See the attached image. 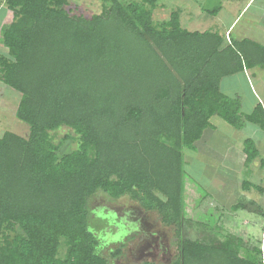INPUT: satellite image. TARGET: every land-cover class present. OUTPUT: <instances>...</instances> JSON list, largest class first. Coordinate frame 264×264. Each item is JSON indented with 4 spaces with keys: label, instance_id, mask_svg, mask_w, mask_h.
I'll return each mask as SVG.
<instances>
[{
    "label": "trees",
    "instance_id": "1",
    "mask_svg": "<svg viewBox=\"0 0 264 264\" xmlns=\"http://www.w3.org/2000/svg\"><path fill=\"white\" fill-rule=\"evenodd\" d=\"M103 1L90 18L70 14L66 0L0 4L12 14L0 23V85L20 94L15 117L29 128L26 137L0 136V264H112L120 248L95 251L101 243L89 203L98 194L137 203L179 234L192 197L183 153L212 127L210 118L264 130L261 104L244 115L220 85L264 69L263 45L188 32L178 12L157 25L160 0ZM63 128L77 143L70 153L50 137ZM243 154L247 164L258 157L252 140ZM240 247V240L217 246L179 237L171 264H264L260 250L246 257Z\"/></svg>",
    "mask_w": 264,
    "mask_h": 264
},
{
    "label": "rangeland",
    "instance_id": "2",
    "mask_svg": "<svg viewBox=\"0 0 264 264\" xmlns=\"http://www.w3.org/2000/svg\"><path fill=\"white\" fill-rule=\"evenodd\" d=\"M120 1L141 2V0ZM235 1L237 0H160L153 9L152 19L155 24L160 25L169 19L172 12H178L183 30L198 31L203 29L201 25L206 23V20L209 22L214 19L213 15L197 18L199 10H207L211 13L220 5L219 12L215 14L219 17V13H225L222 12L225 8L230 9V12H238L237 4H233ZM66 2L64 6L66 11L84 18L99 14L105 6L103 0H66ZM262 5L264 0H257L244 15L238 28H245L248 21H250V29L256 27L252 19L258 18L255 16ZM261 16L260 23H264V17ZM228 19L223 18V22H227ZM11 20L12 14L1 5V25L8 24ZM0 51L6 52L1 47ZM253 73L255 76L252 75ZM246 77L242 73L220 82L224 94L238 100L240 111L244 115L250 113L257 104L256 95L264 99V70H259L257 73L250 72L248 81ZM19 99V93L0 85V136L5 132H12L21 137L27 136L28 126L15 117ZM261 106L264 108L263 103ZM210 123L212 127L203 132L201 139L195 143V149L183 153L184 177L192 197L187 196L189 221L183 222L179 234L177 227L164 225L155 212L145 211L137 203L130 202L126 198L112 201L107 195L98 194L90 200V208L96 211L95 225L92 224V227L96 229L98 235L116 231L115 225L110 223V218H115L117 221L124 218L123 222L128 226L130 235L126 236L122 243L106 246L113 251L121 249V255L115 260L110 259V263L171 264L179 254V237L214 243L217 246L240 240V255L251 257L254 255L253 249H258L261 257L264 258L261 216V213H264V167L261 165V161L264 162V130L250 123H244L242 127L235 129L218 116L211 117ZM50 137L55 144L62 143L63 153H70L77 148L71 130L63 128L51 132ZM65 137H68V142H65ZM246 140H252L259 153L250 164L243 162L245 155L242 149ZM243 182H248L249 185L251 183L252 186L244 189ZM191 185L194 187V194ZM253 186L262 188L263 191ZM197 197L202 200L197 204L198 208L192 211V198ZM236 206L243 208L234 209ZM128 217L136 223L129 224ZM99 242L103 243L101 240Z\"/></svg>",
    "mask_w": 264,
    "mask_h": 264
},
{
    "label": "crops",
    "instance_id": "3",
    "mask_svg": "<svg viewBox=\"0 0 264 264\" xmlns=\"http://www.w3.org/2000/svg\"><path fill=\"white\" fill-rule=\"evenodd\" d=\"M257 0H237L235 1L233 4H237V10L238 12H230V9L226 8L222 11L225 13H219V17H217V15H213L214 19L213 20H206V23L202 24L201 28L203 29H199L197 32H203L205 30H213L218 32V34H220L221 36L223 35L226 39H230V40H242V39H248L251 41H254L255 43H258L260 45L264 46V23H260L262 22V20L259 19V17H264V5H262L260 7V9H258L257 14H259V16L256 14L255 17H258L257 19H252L254 25H256V27H252L250 29V21L246 22L245 24V28L239 29L238 26L240 24V22L242 21L244 15L250 10V8L254 5V3ZM199 16L198 17H206V15L204 13H202L201 10H199L198 12ZM223 18H229L227 22H223ZM260 20V21H259ZM194 32V31H191ZM259 70L261 69H244V76H247V81L249 80L250 76V72H255L257 73ZM264 70V69H262ZM253 76H255V74H252ZM222 89V88H221ZM222 91L224 92V90L222 89ZM225 93V92H224ZM261 96L260 95H256L255 99L256 101H258L260 104L263 103L264 105V99H260ZM242 153H243V149H242ZM245 157V156H244ZM243 162H245V159L243 160Z\"/></svg>",
    "mask_w": 264,
    "mask_h": 264
},
{
    "label": "clouds",
    "instance_id": "4",
    "mask_svg": "<svg viewBox=\"0 0 264 264\" xmlns=\"http://www.w3.org/2000/svg\"><path fill=\"white\" fill-rule=\"evenodd\" d=\"M124 218H121L119 221H117L115 218H110V223L115 225L116 231L109 232L104 235H98L97 239L103 241V243L98 244L96 246L95 251H99L100 249L106 247L110 244H118L122 243L123 239L130 235L128 231V226L124 224L123 222ZM136 222L129 220V224H135ZM138 227V226H137ZM90 232L93 231V229H88Z\"/></svg>",
    "mask_w": 264,
    "mask_h": 264
},
{
    "label": "flooded vegetation",
    "instance_id": "5",
    "mask_svg": "<svg viewBox=\"0 0 264 264\" xmlns=\"http://www.w3.org/2000/svg\"><path fill=\"white\" fill-rule=\"evenodd\" d=\"M128 220H129V217H128ZM141 220H142V219H141ZM141 220H140V221H141Z\"/></svg>",
    "mask_w": 264,
    "mask_h": 264
}]
</instances>
